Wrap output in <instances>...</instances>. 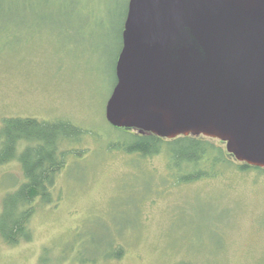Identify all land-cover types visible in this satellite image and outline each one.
<instances>
[{
    "label": "rangeland",
    "instance_id": "obj_1",
    "mask_svg": "<svg viewBox=\"0 0 264 264\" xmlns=\"http://www.w3.org/2000/svg\"><path fill=\"white\" fill-rule=\"evenodd\" d=\"M2 1L0 129L4 119L61 120L88 135L53 203L35 205L32 240L13 247L0 237V264H264V173L233 168L177 186L166 148L145 159L108 150L127 133L105 107L130 0ZM24 182L18 162L0 167V214Z\"/></svg>",
    "mask_w": 264,
    "mask_h": 264
},
{
    "label": "water",
    "instance_id": "obj_2",
    "mask_svg": "<svg viewBox=\"0 0 264 264\" xmlns=\"http://www.w3.org/2000/svg\"><path fill=\"white\" fill-rule=\"evenodd\" d=\"M112 127L199 136L264 169V0H130Z\"/></svg>",
    "mask_w": 264,
    "mask_h": 264
},
{
    "label": "trees",
    "instance_id": "obj_3",
    "mask_svg": "<svg viewBox=\"0 0 264 264\" xmlns=\"http://www.w3.org/2000/svg\"><path fill=\"white\" fill-rule=\"evenodd\" d=\"M0 9H6V3L2 0ZM124 31L122 28L120 53ZM2 124L0 167L16 161L22 167L25 178L23 184L3 198L0 214V237L7 245L16 247L21 242L32 240L30 224L36 215L35 205L37 202L42 205L53 203L57 177L66 168L68 157L84 154L83 151L75 150V146L80 145L81 138L88 133L69 121L61 120L40 122L36 119L11 118L4 119ZM122 130L127 132L126 135L111 144L108 150L145 159L163 154L166 148L168 178L177 186L223 178L233 168L240 173H264L263 168L238 163L223 148L200 137L168 140L147 133L135 134L132 130ZM106 257L109 258L108 255Z\"/></svg>",
    "mask_w": 264,
    "mask_h": 264
}]
</instances>
